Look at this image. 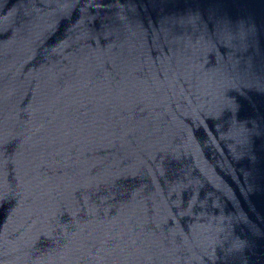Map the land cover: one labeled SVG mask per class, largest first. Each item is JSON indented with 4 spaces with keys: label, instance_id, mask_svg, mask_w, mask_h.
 <instances>
[{
    "label": "water",
    "instance_id": "1",
    "mask_svg": "<svg viewBox=\"0 0 264 264\" xmlns=\"http://www.w3.org/2000/svg\"><path fill=\"white\" fill-rule=\"evenodd\" d=\"M0 264H264V0H0Z\"/></svg>",
    "mask_w": 264,
    "mask_h": 264
}]
</instances>
